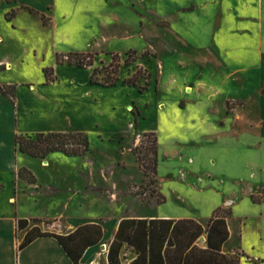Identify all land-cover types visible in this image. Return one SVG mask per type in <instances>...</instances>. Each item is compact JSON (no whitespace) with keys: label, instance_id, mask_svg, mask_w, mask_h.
<instances>
[{"label":"rangeland","instance_id":"1","mask_svg":"<svg viewBox=\"0 0 264 264\" xmlns=\"http://www.w3.org/2000/svg\"><path fill=\"white\" fill-rule=\"evenodd\" d=\"M41 1L30 0L34 4ZM48 1L50 7L41 13L48 20L43 26L39 15L25 9L6 21L4 14L18 8L0 0V60L1 64H14L12 71L2 72L0 82L16 87L37 82L43 68L52 67L56 80L65 86L74 84L77 113L68 118L63 111L54 124L64 131L87 134L90 149L69 165L56 166H73L79 171L80 178L73 181L75 191L87 192L93 187L98 191L96 196H76L67 212L73 220L101 216L106 224L112 223L121 208L109 204L112 187L117 189V203L122 204L125 197L139 203L132 214L155 213L145 206L156 203V195L150 190L157 191V180L152 184L144 178L132 154L134 147L149 145L143 139L146 131L160 138L164 162L157 178L170 203L180 204L183 181L204 188V197L220 206L227 201L236 207L246 192L264 189L263 158L258 171L246 169L240 157L236 165L232 159L210 160L189 175L187 168L180 166V158L172 155L165 123L174 117L170 110L173 100L185 107L190 102L188 97L209 94L216 100L213 115L222 117L225 113L234 119L236 132L256 134L264 142V0ZM58 53H90L93 66L76 69L56 65ZM21 59L24 66L17 65ZM93 68L99 69L100 82L106 73L116 70L117 88L90 86ZM134 73L138 75L136 85L128 87L123 82ZM147 74L149 85L138 93ZM224 101H230L233 109L223 110ZM3 111L0 108V113ZM20 113L27 123L34 122L27 112ZM31 166L42 178L39 162ZM63 179L67 180L64 175ZM255 196L264 197V191ZM184 197L190 199L184 195L182 200ZM242 212L248 219L240 243L250 260L257 259L264 254V236L262 242L258 240V232L264 234V203ZM236 254L242 256L238 251Z\"/></svg>","mask_w":264,"mask_h":264},{"label":"crops","instance_id":"2","mask_svg":"<svg viewBox=\"0 0 264 264\" xmlns=\"http://www.w3.org/2000/svg\"><path fill=\"white\" fill-rule=\"evenodd\" d=\"M7 4L17 7V14L23 11L21 7H29L40 13L47 11L50 7L48 0H42L35 4L31 3L30 0H13ZM24 62L21 59L17 65L24 66ZM1 63L2 60H0V65H4L5 70L1 71L0 76L2 72H10L14 68V64L10 61L6 64ZM38 66L39 71L42 70L41 65ZM44 82L45 79L42 74L41 79L37 82L17 85L15 89V106L0 94V108L4 110L0 113V264H73L58 242L52 237L36 238L23 249L18 250V245L21 243L27 229L34 226H38L43 232L68 234L81 224H100L104 231L101 241L99 244L87 248L78 264H108V247L114 238L121 219L141 218L173 221L187 219L206 229L213 211L219 207L230 210V215L226 218L228 238L221 246V254L230 257L238 251L242 253V256L239 257L240 264L264 263V254L258 256L257 259L250 260L240 243L246 234L244 229L248 219L242 209L262 206L264 197H256L255 194L264 191V189L246 192L242 196L241 207V203L234 207V203L227 201L220 206L215 200L204 197V188L190 186L185 183L186 181H183L180 190V204H174L168 201L157 178V192L165 200L162 204L144 205L146 208H151L150 210L155 213L146 216L132 214L134 205L139 203L133 199H126V197L121 199L126 200L122 201V204L117 203L114 199L117 195V189L112 187L114 192L111 194L109 204L116 203L121 206L120 213L112 223L106 224L107 220L103 221L101 216L73 220L67 212L76 196L80 193L84 197L96 196L94 194L96 192L75 191L73 181L80 178L79 171H74L73 166L63 169V167H57L56 164H66L67 166L78 157H68L62 153L54 152L47 155L45 159H36L16 151L14 146L15 134L70 132L62 130L61 126H56L54 123L58 122V116L63 111L68 118L76 115L79 102L74 94V84L71 83V85L65 86L59 80L48 84H44ZM8 84H11V82H0V85ZM90 86L101 87L97 85ZM101 88L116 89L117 87ZM209 96V94L203 95L202 93H197V96H190L188 97L190 102L185 107L174 103L175 100L171 103L170 110L174 117L167 119L165 123L172 155L180 158V166L187 168L186 171L189 175H193V172L199 170L201 166L207 165L210 160L215 163L216 159H232V163L236 165V160L240 157L243 159L241 165H244L246 169L260 170L262 165L260 160L264 159V142L261 136L249 133L242 135L233 128L235 125L234 119L226 117L225 113L222 117L213 115L216 100H212ZM227 103H230V101H224L223 110L226 109L228 112ZM164 109L165 105L164 108H160L161 112ZM21 111L27 112V115L34 122L27 123L24 119H21ZM220 121L223 122L222 125H219ZM156 137L158 172L164 159L160 155V138L157 135ZM256 149H258L257 152L254 151ZM258 153L261 154V157ZM34 162H39L42 178L33 170L31 164ZM21 167L33 172V175L35 174L36 181L34 184L27 183L17 177V171ZM63 175L67 179L66 181L63 179ZM181 178L183 180L185 178L183 173H181ZM198 182H201L200 179H198ZM184 195L190 199L184 197L182 200ZM251 197L259 202H252ZM128 204L130 205L128 206ZM19 219L28 221L27 229L17 231L16 222ZM32 219H38L40 222L35 224ZM46 222L50 223L46 224ZM258 234V240L262 242L263 238L261 236H264V234H260V232ZM193 245L200 249H206V235L202 234ZM119 257L121 264H129L135 258V253L132 249L123 245Z\"/></svg>","mask_w":264,"mask_h":264},{"label":"trees","instance_id":"3","mask_svg":"<svg viewBox=\"0 0 264 264\" xmlns=\"http://www.w3.org/2000/svg\"><path fill=\"white\" fill-rule=\"evenodd\" d=\"M13 0H5L10 3ZM29 13L40 16L43 26L47 25V18L37 10L29 7H21ZM17 14V9H11L4 14V19L10 21ZM154 56V55H152ZM56 65L66 64L76 69H85L93 66L92 55L90 53H58L55 58ZM128 64V60L125 61ZM5 70L4 65H0V72ZM44 84L56 81L52 67H44ZM100 73L98 68H93L89 77L90 85L101 87H114L118 79L115 77L116 70L106 73L103 82L97 78ZM138 75L134 73L123 83L128 87H135ZM150 74L146 75L144 86L138 88V93H142L149 85ZM16 85H0L2 94L13 106H15ZM241 105V102H237ZM233 106L227 103V109ZM134 128L137 127L136 117L133 119ZM143 139L149 145L143 149L134 147L132 154L138 164L145 179H149L152 184L157 180V137L153 132H144ZM15 150L36 159H45L47 155L59 152L68 157H84L90 149L89 138L83 132H36L15 134ZM17 177L27 183L34 184L35 177L31 171L21 167L17 171ZM142 189V188H141ZM143 191L149 189L144 188ZM89 192H96L97 189H88ZM156 195V204H162L164 197L154 189L150 190ZM252 202L259 201L251 197ZM143 203L149 201L142 199ZM230 215L229 209L217 208L213 211L208 220L206 229L192 220H167V219H141L123 218L118 223L114 238L108 247V264H121L120 251L123 245L130 248L135 253V258L129 264H240L239 256L227 257L221 254V246L228 238L226 218ZM33 223L40 220L32 219ZM50 222H46L48 224ZM28 221L19 219L16 222L17 231L25 230ZM103 228L97 223H86L79 225L68 234H55L43 232L38 226L27 229L18 250L23 249L36 238L52 237L63 249L66 256L73 264H78L85 250L91 246L99 244L103 237ZM206 235V249H200L193 245L202 235Z\"/></svg>","mask_w":264,"mask_h":264}]
</instances>
